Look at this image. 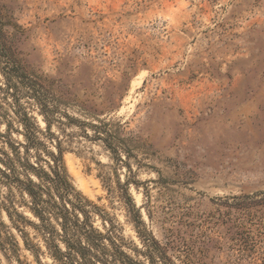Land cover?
<instances>
[{
	"label": "rangeland",
	"instance_id": "1",
	"mask_svg": "<svg viewBox=\"0 0 264 264\" xmlns=\"http://www.w3.org/2000/svg\"><path fill=\"white\" fill-rule=\"evenodd\" d=\"M0 44L55 108L47 128L20 99L29 163L60 148L134 261L264 264V0H0ZM0 105L4 151L24 138ZM28 203L0 184V264L52 263Z\"/></svg>",
	"mask_w": 264,
	"mask_h": 264
},
{
	"label": "trees",
	"instance_id": "2",
	"mask_svg": "<svg viewBox=\"0 0 264 264\" xmlns=\"http://www.w3.org/2000/svg\"><path fill=\"white\" fill-rule=\"evenodd\" d=\"M0 59L4 62L0 60V94L2 100L12 108L24 138V142L16 145L9 143L8 150H0V164L3 166L0 167V184H13L27 197L29 210L37 220L30 225L40 236L51 264H138L123 250L122 240L103 210L71 187L58 166L62 154L60 148H57V156L46 152L55 163L49 165L47 160H43L48 170L39 166V162L29 163L30 152L34 150L39 158L37 146L43 144L37 141L34 126L28 113L21 107L20 99L27 97L33 100L32 104L47 128L50 127L49 118L53 116L55 108H50L46 101L45 81L32 77L14 63L10 50L3 44H0ZM0 117L10 130L11 120H6L9 116L1 105ZM258 195L264 196V192L254 193L252 197L245 196L244 199ZM262 200L254 205H261ZM97 220H100L99 226L95 225ZM106 222H109V226ZM154 245L157 243L154 242ZM153 252L149 248V253ZM158 255L163 259L162 254Z\"/></svg>",
	"mask_w": 264,
	"mask_h": 264
}]
</instances>
